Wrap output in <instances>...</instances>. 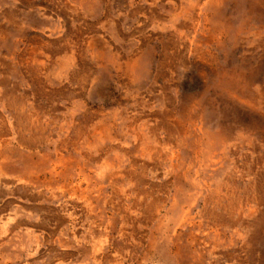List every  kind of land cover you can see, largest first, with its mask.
Segmentation results:
<instances>
[{
  "label": "rangeland",
  "instance_id": "obj_1",
  "mask_svg": "<svg viewBox=\"0 0 264 264\" xmlns=\"http://www.w3.org/2000/svg\"><path fill=\"white\" fill-rule=\"evenodd\" d=\"M0 264H264V0H0Z\"/></svg>",
  "mask_w": 264,
  "mask_h": 264
}]
</instances>
